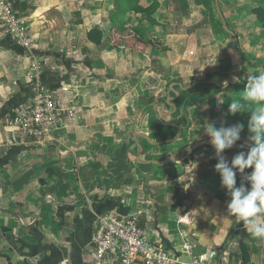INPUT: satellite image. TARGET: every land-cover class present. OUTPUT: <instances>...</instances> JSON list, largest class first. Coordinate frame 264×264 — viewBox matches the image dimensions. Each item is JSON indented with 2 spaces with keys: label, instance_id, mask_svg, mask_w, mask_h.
<instances>
[{
  "label": "crops",
  "instance_id": "1",
  "mask_svg": "<svg viewBox=\"0 0 264 264\" xmlns=\"http://www.w3.org/2000/svg\"><path fill=\"white\" fill-rule=\"evenodd\" d=\"M8 1L41 65L29 79L24 50L16 44L15 50L0 48V264H93V221L110 211L138 213L145 240L183 264L197 256L264 263V239L227 211L229 196L203 128L250 119V111L228 112L244 88L233 79L239 80L247 55L237 27L246 34L255 28L248 38H261L249 9L264 0H138L139 8L157 3L154 19L136 14V22L129 12L124 24L165 48L142 54L87 38L94 28L106 36L112 23L121 24L88 20L89 2L96 15L114 8L118 16L131 0ZM173 25L180 30L168 33ZM38 88L58 104L76 107L43 144L5 123ZM246 139L241 133L236 146ZM236 146L224 153L229 161L241 150ZM186 148L193 149L173 159ZM236 178L239 185V173ZM136 264L146 262L137 258Z\"/></svg>",
  "mask_w": 264,
  "mask_h": 264
},
{
  "label": "built area",
  "instance_id": "2",
  "mask_svg": "<svg viewBox=\"0 0 264 264\" xmlns=\"http://www.w3.org/2000/svg\"><path fill=\"white\" fill-rule=\"evenodd\" d=\"M0 22L10 42L24 50V58L29 62L31 72H36L41 62L32 53L31 38L23 19L8 0H0ZM37 90L34 97L24 102L14 116L6 118L5 123L33 143L43 144L60 125L62 115L73 117L76 107L72 103L58 104L47 90L42 88ZM137 215L138 213H130L121 216L110 211L95 217L91 236L92 263L136 264V259L142 258L146 264H183L173 258L168 251L145 240V235L138 226ZM182 245L188 255L193 253L188 239H185ZM187 264L231 263L216 262L213 258L197 256L190 259Z\"/></svg>",
  "mask_w": 264,
  "mask_h": 264
},
{
  "label": "clouds",
  "instance_id": "3",
  "mask_svg": "<svg viewBox=\"0 0 264 264\" xmlns=\"http://www.w3.org/2000/svg\"><path fill=\"white\" fill-rule=\"evenodd\" d=\"M233 79L239 83L238 79ZM227 86L228 81H224L223 87ZM245 111L251 113L249 136L230 161L224 153L240 141L244 125L225 127L222 123L217 128L215 124L205 123L203 128L214 149L217 161L214 170L220 176L221 187L227 190L229 196L227 211L242 222L246 232L254 238L264 239V69L247 77L242 97L233 100L228 108L233 115ZM245 148L246 151L243 150ZM246 169H251V172H246ZM238 173L241 177L239 185L236 178ZM188 187L190 184L185 185V188Z\"/></svg>",
  "mask_w": 264,
  "mask_h": 264
},
{
  "label": "trees",
  "instance_id": "4",
  "mask_svg": "<svg viewBox=\"0 0 264 264\" xmlns=\"http://www.w3.org/2000/svg\"><path fill=\"white\" fill-rule=\"evenodd\" d=\"M137 1L138 0L126 1L125 8L119 10V15L122 16V12L125 15H127L129 12H135L140 13L145 19L152 20L158 7L157 3H153L147 8H139L135 6ZM249 10L255 17V20L259 24L261 31L264 33V4L250 6ZM124 20V18L121 19V24L116 25L112 23V26L110 27L106 36H103L102 32L98 28L90 30L87 34L88 40L95 43V45H100L101 41L104 38L112 47L123 45L125 48L130 49L132 52L139 54L144 53L147 49L156 51L165 49L161 46L159 40L154 38H147L141 28L126 26L124 24ZM245 86L242 89L243 92L245 91Z\"/></svg>",
  "mask_w": 264,
  "mask_h": 264
},
{
  "label": "rangeland",
  "instance_id": "5",
  "mask_svg": "<svg viewBox=\"0 0 264 264\" xmlns=\"http://www.w3.org/2000/svg\"><path fill=\"white\" fill-rule=\"evenodd\" d=\"M249 2H255L254 0H248ZM258 1V0H257ZM256 1V2H257ZM94 2H89L88 7H87V12H88V20L91 21H95L96 19H101L102 17L104 18V20H121V19H125L126 15L122 12V16H120L118 14V16L116 15V11L114 8L113 9H105L104 12L105 14L102 16L96 15V8L94 6ZM136 14H138V16L140 15V13H135L132 15L131 20L134 21H138V16H135ZM124 15V16H123ZM136 18H135V17ZM141 17L143 18L142 20H148L145 19L142 15ZM154 19V18H152ZM229 21V20H228ZM230 27L235 30L236 26H234L233 24L230 23ZM229 26V25H228ZM181 27L179 26H171V28H169L168 33L174 32L176 30H180ZM249 28H252V26H249ZM237 29L239 30L240 36L242 37L243 41L241 44L242 50H247L245 54L244 58H243V64L241 69L239 70L241 73V76L239 78V83H236L235 86L241 88L244 87L247 83V77L251 74H258L260 70L264 69V35L261 34V38L258 39H254V38H248V36H251L250 34H255V28H253L252 33H248L246 34L245 32H247V30H242V32H240L241 28L237 27ZM248 29V28H247ZM4 28L0 22V48H5V49H9V50H15V45L13 43L10 42V40L8 38L4 37ZM246 36H245V35ZM260 34V32H259ZM254 35H252L253 37ZM255 41H257V43H255ZM32 43V41H31ZM32 53L35 51V47L33 46L32 43ZM34 54V53H33ZM37 58V57H36ZM13 59V57L11 58ZM11 59L8 61H11ZM15 59V57H14ZM24 60L21 61L22 64L26 65L28 63V61L23 58ZM38 59V58H37ZM16 61V60H15ZM27 62V63H26ZM28 65V64H27ZM30 66V65H29ZM26 77H28L29 79H31V76L33 74V72H31V70L29 71V68L27 67L26 69ZM30 72V73H29ZM238 72L235 70L234 74H237ZM31 74V75H30ZM201 78H205V80L208 79V77L202 76ZM223 81V80H222ZM221 84H223L221 82ZM247 113H249V111H246ZM248 122L243 123L244 125V130L242 132L243 135H246L247 137L249 136V132H248ZM241 124V123H240ZM217 128H219L220 126L215 125ZM225 127H229L227 125H224Z\"/></svg>",
  "mask_w": 264,
  "mask_h": 264
},
{
  "label": "water",
  "instance_id": "6",
  "mask_svg": "<svg viewBox=\"0 0 264 264\" xmlns=\"http://www.w3.org/2000/svg\"><path fill=\"white\" fill-rule=\"evenodd\" d=\"M217 10H218V13H219V15H220V18H221V21H222V24H223L224 29H225L226 31H228V30H227V27H226V23H225L224 18L222 17V15H221L219 9H217ZM228 32H229V31H228ZM230 34H231V41H234L235 38H234L233 34H232V33H230ZM177 130H178V133L180 134V130H179V128H177ZM201 143H203V144H207V142H201ZM234 146H236V145H234ZM240 146H241V145H240ZM240 146H236V147L239 148V149H241ZM192 149H193V148H186V149H184V150L181 152V154H180L179 157H176V158H173V159H174V160H179V158L183 157L184 154H185L186 152H189V151H191ZM243 150H247V148H245V149H243Z\"/></svg>",
  "mask_w": 264,
  "mask_h": 264
}]
</instances>
